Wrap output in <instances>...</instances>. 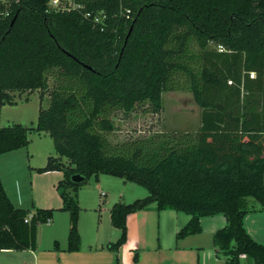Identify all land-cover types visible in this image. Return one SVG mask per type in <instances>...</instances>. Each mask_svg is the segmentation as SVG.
Wrapping results in <instances>:
<instances>
[{"label":"trees","instance_id":"16d2710c","mask_svg":"<svg viewBox=\"0 0 264 264\" xmlns=\"http://www.w3.org/2000/svg\"><path fill=\"white\" fill-rule=\"evenodd\" d=\"M118 1L85 4L105 10L101 29L83 10L52 11L46 0L0 3L9 12L0 16V106L15 104L14 93L38 91L39 99L33 127L0 126V154L26 147L29 132L45 133L54 155L34 170L61 172L58 208L14 207L0 182V250H33L37 226L55 211L67 212L65 249L76 250L77 190L106 174L146 189L108 210L119 231L105 245L113 264L126 215L152 202L188 215L176 238L200 232V217L222 215L224 225L211 235L216 255L224 264H238L240 254L264 264V245L242 224L250 200L264 209V0H121L129 20ZM48 71H56L51 88ZM179 90L200 108L195 131L107 139L112 112L147 102L157 113L161 93Z\"/></svg>","mask_w":264,"mask_h":264},{"label":"crops","instance_id":"0c3cea01","mask_svg":"<svg viewBox=\"0 0 264 264\" xmlns=\"http://www.w3.org/2000/svg\"><path fill=\"white\" fill-rule=\"evenodd\" d=\"M7 107L11 106H0V126H3L2 122L9 121L2 115ZM20 149L0 154V182L6 196L14 207L24 208L23 205L30 201L35 207L58 208L61 200L54 186L61 178V172H36L34 169L43 164L34 166L29 159H22L17 154ZM46 153L45 156L50 152ZM98 176L92 187L86 190L92 188L94 193L101 195ZM25 177L28 178L27 183L22 181ZM138 195L125 200L122 194H117L116 201L128 203L143 197ZM76 199L79 237L76 250L65 249L67 212L55 211L51 220L44 223L45 229L41 224L37 226L33 250H0V264H113L114 253L106 249L105 245L116 240L119 235L118 229L110 224L108 213L116 201L109 206L103 204L104 200L100 202L96 199L95 195L90 199L84 197V200L76 195ZM245 215L242 220L245 231L254 241L264 245V238L246 226ZM188 218L182 212L157 210L153 202L127 214L126 237L116 251L117 264H224L223 258L216 255L211 241L212 233L224 225V217L220 214L202 216L199 219L200 232L176 238L177 231ZM54 242L58 249L53 248ZM238 264H252V261L240 254Z\"/></svg>","mask_w":264,"mask_h":264},{"label":"rangeland","instance_id":"374dc122","mask_svg":"<svg viewBox=\"0 0 264 264\" xmlns=\"http://www.w3.org/2000/svg\"><path fill=\"white\" fill-rule=\"evenodd\" d=\"M56 71L47 72L48 88H51L55 83ZM15 99L14 106L5 108L2 112L8 122H2L5 126L11 123H19L23 126H34L35 114L39 106L38 91H33L29 94L22 93L17 97L13 94ZM26 96V99L24 97ZM48 105V98L45 94L42 99L41 106ZM200 108L196 103L194 96L189 91H166L161 93L160 110L157 113L149 111V104L147 102L134 105L133 109L124 113L121 110H116L111 113L109 119L113 123V131L106 134L107 139L111 143L121 142L138 137H147L153 133H172V132H191L195 131L198 126ZM29 144L17 150V154L22 158L30 161L34 166L45 164L48 155H54V149L51 138L45 133L37 135L34 132L27 134ZM19 151V152H18ZM48 155L45 156V154ZM45 156V157H44ZM42 165V166H43ZM99 195L91 190H86L95 183L93 177L83 183L77 190V196L86 199H99L100 202L104 200V205L112 204L117 199V194H122L125 200H130V196H145L146 189L143 186L137 185L129 181H123L115 176L106 174H99ZM22 181L28 182V178H23ZM23 183V182H22ZM105 194V195H104ZM138 198V197H137ZM252 209L245 215V223L248 229L260 238H264V209L260 208L256 202H252ZM26 204V203H25ZM24 209L30 208L31 203L23 205ZM90 213V212H86ZM92 216V215H91ZM45 229V224H41ZM264 242V239H263Z\"/></svg>","mask_w":264,"mask_h":264},{"label":"built area","instance_id":"2783aa9c","mask_svg":"<svg viewBox=\"0 0 264 264\" xmlns=\"http://www.w3.org/2000/svg\"><path fill=\"white\" fill-rule=\"evenodd\" d=\"M9 0H0V3H8ZM92 1L101 0H46L47 7L52 11H82V17L90 18L93 25H98L100 29L106 24V13L103 8L85 10V4ZM121 0L118 1V12L125 19L131 18L130 10L121 6ZM9 15L8 11L0 12V16L5 18ZM249 78H253V72L248 73ZM229 83V82H228Z\"/></svg>","mask_w":264,"mask_h":264},{"label":"water","instance_id":"95a60500","mask_svg":"<svg viewBox=\"0 0 264 264\" xmlns=\"http://www.w3.org/2000/svg\"><path fill=\"white\" fill-rule=\"evenodd\" d=\"M70 178H71V180L74 181V182H79V181L82 180V177H81L80 175H78V174H73V175H71Z\"/></svg>","mask_w":264,"mask_h":264}]
</instances>
